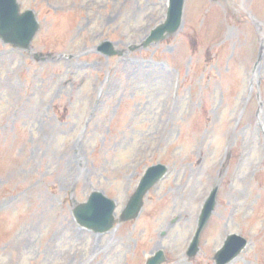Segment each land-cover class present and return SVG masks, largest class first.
<instances>
[{
    "label": "rangeland",
    "instance_id": "374dc122",
    "mask_svg": "<svg viewBox=\"0 0 264 264\" xmlns=\"http://www.w3.org/2000/svg\"><path fill=\"white\" fill-rule=\"evenodd\" d=\"M39 23L0 41V264H264V0H186L179 30L141 47L167 0H17ZM111 41L120 52L95 47ZM166 176L104 233L71 210L93 190L120 210L144 170ZM218 187L198 252L184 250Z\"/></svg>",
    "mask_w": 264,
    "mask_h": 264
},
{
    "label": "water",
    "instance_id": "95a60500",
    "mask_svg": "<svg viewBox=\"0 0 264 264\" xmlns=\"http://www.w3.org/2000/svg\"><path fill=\"white\" fill-rule=\"evenodd\" d=\"M169 9L166 21L151 31L143 45L163 38L164 33H173L180 24L183 0H169ZM18 6L15 0H0V37L6 42H12L17 46H26L36 29L33 24L31 12L21 15L17 12ZM30 23H26L29 22ZM109 49L108 53H113L109 43H103L100 48ZM166 172V167L156 164L149 167L134 194L129 199L125 209L121 214V219L133 218L138 214L142 205V197L145 192ZM216 188L212 190L202 208L197 229L188 250V255H194L197 251V243L200 231L209 217L215 202ZM114 202L106 198L101 192L93 191L84 203H79L73 208V215L77 222L95 232H104L113 224ZM246 240L238 235H230L224 241L221 249L215 254L216 264H224L234 258L245 246ZM161 251L147 260L146 264H159L163 259Z\"/></svg>",
    "mask_w": 264,
    "mask_h": 264
},
{
    "label": "bare ground",
    "instance_id": "6f19581e",
    "mask_svg": "<svg viewBox=\"0 0 264 264\" xmlns=\"http://www.w3.org/2000/svg\"><path fill=\"white\" fill-rule=\"evenodd\" d=\"M173 264H181L179 261H174Z\"/></svg>",
    "mask_w": 264,
    "mask_h": 264
}]
</instances>
